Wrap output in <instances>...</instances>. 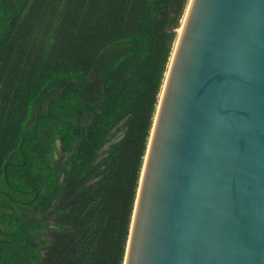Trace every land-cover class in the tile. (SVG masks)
<instances>
[{
  "label": "trees",
  "instance_id": "16d2710c",
  "mask_svg": "<svg viewBox=\"0 0 264 264\" xmlns=\"http://www.w3.org/2000/svg\"><path fill=\"white\" fill-rule=\"evenodd\" d=\"M188 1L0 0V264H123Z\"/></svg>",
  "mask_w": 264,
  "mask_h": 264
},
{
  "label": "water",
  "instance_id": "95a60500",
  "mask_svg": "<svg viewBox=\"0 0 264 264\" xmlns=\"http://www.w3.org/2000/svg\"><path fill=\"white\" fill-rule=\"evenodd\" d=\"M123 264H264V0H189Z\"/></svg>",
  "mask_w": 264,
  "mask_h": 264
},
{
  "label": "flooded vegetation",
  "instance_id": "af4514ba",
  "mask_svg": "<svg viewBox=\"0 0 264 264\" xmlns=\"http://www.w3.org/2000/svg\"><path fill=\"white\" fill-rule=\"evenodd\" d=\"M12 186V185H11ZM12 188H13V186H12ZM12 188H11V190H12ZM11 190L9 191V193L11 192ZM0 192H2L1 190H0Z\"/></svg>",
  "mask_w": 264,
  "mask_h": 264
}]
</instances>
